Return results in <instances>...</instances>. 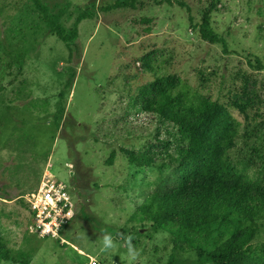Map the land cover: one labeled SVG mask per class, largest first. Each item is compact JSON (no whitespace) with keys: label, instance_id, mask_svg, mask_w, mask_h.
Wrapping results in <instances>:
<instances>
[{"label":"rangeland","instance_id":"374dc122","mask_svg":"<svg viewBox=\"0 0 264 264\" xmlns=\"http://www.w3.org/2000/svg\"><path fill=\"white\" fill-rule=\"evenodd\" d=\"M114 1L43 0L67 33L77 27L67 45L33 0H0V264H129L128 236L139 251L132 264L197 256L190 235L140 210L177 178L185 143L142 110L143 90L157 82L175 97L226 106L239 132L224 157L264 182V69L252 65L264 64V0H183L195 23L209 12L228 52L201 38L184 7L140 0L106 11ZM48 177L71 188L69 242L29 229L26 195ZM105 231L116 244L108 251ZM253 244L264 246V218Z\"/></svg>","mask_w":264,"mask_h":264},{"label":"trees","instance_id":"16d2710c","mask_svg":"<svg viewBox=\"0 0 264 264\" xmlns=\"http://www.w3.org/2000/svg\"><path fill=\"white\" fill-rule=\"evenodd\" d=\"M139 1L115 0L104 9L136 8ZM152 1L186 8L201 38L221 44L228 52L227 40L212 28L208 11L201 23H195L185 1ZM33 2L55 34L70 45L77 27L67 33L61 22L50 18L43 0ZM84 17L86 14H80L78 22ZM252 65L264 69L260 60ZM141 107L168 122L185 142L176 154L177 178L156 188L140 206L142 214L160 227L177 231L181 238L190 235L189 246L197 248L196 257L172 253L165 264H264V246L253 244L259 221L264 218V182L234 169L224 157L239 132V124L228 108L210 97L198 102L175 97L162 81L143 90ZM138 160L131 156L132 163ZM151 163L152 159L143 158L140 165Z\"/></svg>","mask_w":264,"mask_h":264},{"label":"built area","instance_id":"2783aa9c","mask_svg":"<svg viewBox=\"0 0 264 264\" xmlns=\"http://www.w3.org/2000/svg\"><path fill=\"white\" fill-rule=\"evenodd\" d=\"M26 199L31 212L30 231L41 237L51 236L69 242L64 234L75 214L70 186L55 177H48L36 190L29 192ZM69 211L73 213L71 218L67 217ZM49 225L51 231H45Z\"/></svg>","mask_w":264,"mask_h":264},{"label":"clouds","instance_id":"9594fccd","mask_svg":"<svg viewBox=\"0 0 264 264\" xmlns=\"http://www.w3.org/2000/svg\"><path fill=\"white\" fill-rule=\"evenodd\" d=\"M72 215H73V213L71 211H69L67 213L68 218H71ZM53 223H55V221H53ZM57 227H58V225H57ZM45 231H51V225L47 226L45 228ZM126 244H127V250H128L127 256L129 259V264H132V261H135L138 258L139 251L132 244V237L131 236L127 237ZM102 245H103L102 251H108V250L114 249L116 247V244L114 242V238H113L112 234L107 233L106 231L104 232Z\"/></svg>","mask_w":264,"mask_h":264}]
</instances>
